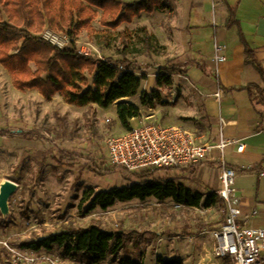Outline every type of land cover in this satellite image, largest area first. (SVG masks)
Wrapping results in <instances>:
<instances>
[{"label":"rangeland","instance_id":"1","mask_svg":"<svg viewBox=\"0 0 264 264\" xmlns=\"http://www.w3.org/2000/svg\"><path fill=\"white\" fill-rule=\"evenodd\" d=\"M172 2L165 0L169 9L143 14L133 19L132 24L120 26L116 32L144 27L148 33L157 34L160 41L171 42L168 26L176 21ZM100 16L98 11L91 24L95 30H102ZM48 29L59 37L66 33L44 27L33 35L42 40L40 34ZM74 45L75 51L84 50L86 55L82 56L87 58L127 59L140 78V88L135 98L125 101L137 106L142 115L159 122L163 120L160 107L173 106L179 98V82H186L184 77L173 76L170 87H157L160 70L176 64L171 57L157 60L150 53L121 57L118 56L121 50L118 43L111 48H98L86 31L77 34ZM86 77L90 83L91 77L87 74ZM151 93L159 95L161 101L155 112L139 106L140 96ZM115 111L116 104L108 110L94 105L75 108L63 103L60 95L46 101L36 90L18 91L9 71L0 65V183L10 180L17 185L8 204L10 214L4 219L0 215V264H9L16 254L33 256L36 264H86L62 258L55 249L29 255L27 249H20L18 245L69 227L82 229L91 224L105 231L118 232L125 240L123 250L98 264H124L126 261L128 264H159L160 260L175 259L182 264H229L214 256V241L207 233L224 222L225 208L221 203L208 210H190L177 208L170 200L148 199L115 204L107 211L96 209L85 217L79 216L76 208L84 190L92 188L96 192L128 186L139 174L107 164L105 140L124 131L116 120ZM137 126L138 123L131 124L132 128ZM181 177L178 181L191 191H207L198 181ZM5 241L8 248L3 246Z\"/></svg>","mask_w":264,"mask_h":264},{"label":"trees","instance_id":"2","mask_svg":"<svg viewBox=\"0 0 264 264\" xmlns=\"http://www.w3.org/2000/svg\"><path fill=\"white\" fill-rule=\"evenodd\" d=\"M169 9L165 0H137L123 3L117 0H0V65L12 76L18 91H37L46 101L60 95L63 103L75 108L96 106L108 110L116 104L115 117L122 130H129L133 120L140 116L137 106L126 102L138 95L140 78L133 65L125 58L120 60L87 58L75 51L77 34L86 31L98 48H111L118 43V56L127 57L154 54L164 51L154 35L143 28L134 31L122 29L141 15L162 13ZM101 13L102 30L92 27L97 12ZM229 24L234 21L229 16ZM48 27L65 30L71 40L69 46L59 51L46 44L33 33ZM244 60L252 65L262 78L263 87L248 85L250 102L264 106V73L254 59L252 50L243 42ZM86 74L91 77L89 83ZM182 65L164 66L157 76L156 85L170 87L173 76L184 75ZM159 95H142L139 106L154 109L160 105ZM117 169V168H114ZM173 170L139 173L136 181L128 186L94 191L88 188L77 205V213L85 217L96 209L107 211L115 204L155 199L170 200L185 209H211L221 203L215 193L202 194L191 191L172 177ZM159 174V178H153ZM125 245L124 236L91 224L87 227L68 228L40 238H32L18 245L20 249L50 252L57 250L62 258L81 263L98 264L107 256L116 254ZM128 264V261L124 262ZM159 264H182L179 260H160Z\"/></svg>","mask_w":264,"mask_h":264},{"label":"crops","instance_id":"3","mask_svg":"<svg viewBox=\"0 0 264 264\" xmlns=\"http://www.w3.org/2000/svg\"><path fill=\"white\" fill-rule=\"evenodd\" d=\"M172 3L176 21L168 26L171 42L160 41L151 32L158 45L165 48L151 56L157 60L171 57L177 65L184 66L185 74L178 76L186 82H179V98L173 106L160 107L163 120L150 119L163 126L181 127L193 134L196 142L215 145L220 132L227 139L241 142L242 152L236 153L237 147L230 146L222 155L226 167L237 175L235 195L240 210L237 224L264 228V180L255 172L264 169V106L250 102L245 90L251 84L263 87V83L256 69L245 64L243 45L244 42L252 50L264 73V0H173ZM229 16L233 24H229ZM213 42L226 46V61L220 65L211 61ZM217 92H220L218 102L214 98ZM154 109L148 110L155 112ZM220 119L225 123L222 128ZM133 122L138 123V118ZM217 159L214 150L191 171L169 173L172 177L192 178L207 190L196 191L216 195L221 171ZM260 256L264 262V253Z\"/></svg>","mask_w":264,"mask_h":264},{"label":"built area","instance_id":"4","mask_svg":"<svg viewBox=\"0 0 264 264\" xmlns=\"http://www.w3.org/2000/svg\"><path fill=\"white\" fill-rule=\"evenodd\" d=\"M40 37L46 44L59 51H63L71 42L68 36L59 37L49 29L42 32ZM212 46L211 61L215 65L224 63L226 46L217 42H213ZM77 51L81 55H86L84 50ZM214 98L218 102L220 92L215 93ZM219 123L221 128L225 125L221 119ZM230 146L237 147L236 153L242 152L244 148L241 142L227 139L221 132L215 145L196 142L194 135L181 127L163 126L141 114L136 128L131 127L120 135L110 136L104 142L107 164L132 174L153 170L191 171L215 150L218 153L217 160L221 164L216 196L225 204V217L218 229L207 232L214 241V256L229 264H264L260 256L264 253V228L239 227L237 224L240 215L238 199L235 195L237 175L222 161L224 150ZM255 172L260 179L264 180V169H257ZM3 246L8 248V242H3ZM29 250L27 249L29 255H34V251ZM12 252L16 254L15 251ZM9 264H36V259L33 256L16 254ZM50 264H56V262Z\"/></svg>","mask_w":264,"mask_h":264},{"label":"water","instance_id":"5","mask_svg":"<svg viewBox=\"0 0 264 264\" xmlns=\"http://www.w3.org/2000/svg\"><path fill=\"white\" fill-rule=\"evenodd\" d=\"M17 190V185L10 180H4L0 183V215L4 219L10 213L8 211V204L11 195Z\"/></svg>","mask_w":264,"mask_h":264}]
</instances>
